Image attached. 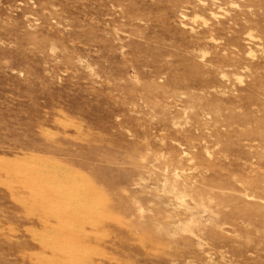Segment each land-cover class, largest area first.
I'll list each match as a JSON object with an SVG mask.
<instances>
[{
	"label": "rangeland",
	"instance_id": "rangeland-1",
	"mask_svg": "<svg viewBox=\"0 0 264 264\" xmlns=\"http://www.w3.org/2000/svg\"><path fill=\"white\" fill-rule=\"evenodd\" d=\"M0 264H264V0H0Z\"/></svg>",
	"mask_w": 264,
	"mask_h": 264
},
{
	"label": "bare ground",
	"instance_id": "bare-ground-1",
	"mask_svg": "<svg viewBox=\"0 0 264 264\" xmlns=\"http://www.w3.org/2000/svg\"><path fill=\"white\" fill-rule=\"evenodd\" d=\"M200 3V2H199ZM204 3V2H203ZM216 16V15H215ZM220 17V16H219ZM243 72V71H242ZM223 78V77H222ZM239 80H241V79H239Z\"/></svg>",
	"mask_w": 264,
	"mask_h": 264
}]
</instances>
